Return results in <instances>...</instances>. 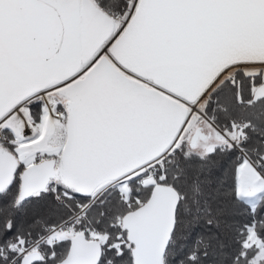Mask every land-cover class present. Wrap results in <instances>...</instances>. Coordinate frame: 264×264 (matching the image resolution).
Returning <instances> with one entry per match:
<instances>
[{
  "label": "snow or ice",
  "instance_id": "1",
  "mask_svg": "<svg viewBox=\"0 0 264 264\" xmlns=\"http://www.w3.org/2000/svg\"><path fill=\"white\" fill-rule=\"evenodd\" d=\"M0 264H264V0H0Z\"/></svg>",
  "mask_w": 264,
  "mask_h": 264
}]
</instances>
